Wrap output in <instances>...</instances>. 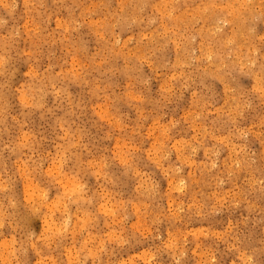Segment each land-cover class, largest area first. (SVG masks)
I'll use <instances>...</instances> for the list:
<instances>
[{
    "label": "clouds",
    "instance_id": "1",
    "mask_svg": "<svg viewBox=\"0 0 264 264\" xmlns=\"http://www.w3.org/2000/svg\"><path fill=\"white\" fill-rule=\"evenodd\" d=\"M133 251L264 264V0H0V264Z\"/></svg>",
    "mask_w": 264,
    "mask_h": 264
},
{
    "label": "rangeland",
    "instance_id": "2",
    "mask_svg": "<svg viewBox=\"0 0 264 264\" xmlns=\"http://www.w3.org/2000/svg\"><path fill=\"white\" fill-rule=\"evenodd\" d=\"M96 117L100 120L101 124L107 125L110 122V116L108 113V110L105 108L104 105H97L96 107ZM148 131L146 135L151 139L153 142L155 141L156 136L158 133L155 131V125L153 123H149ZM122 145L119 143V140L117 138V142L113 145L114 151H119L122 149ZM137 224L139 225V222L137 221ZM195 252V249H194ZM125 259L129 260V264H137L139 261V264H143L142 261V253L133 251L129 254V256L125 257Z\"/></svg>",
    "mask_w": 264,
    "mask_h": 264
}]
</instances>
